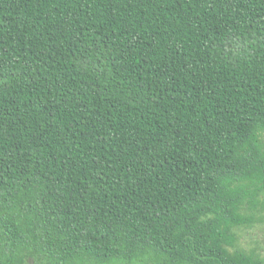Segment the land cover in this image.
I'll return each instance as SVG.
<instances>
[{
    "label": "trees",
    "instance_id": "16d2710c",
    "mask_svg": "<svg viewBox=\"0 0 264 264\" xmlns=\"http://www.w3.org/2000/svg\"><path fill=\"white\" fill-rule=\"evenodd\" d=\"M264 0H0V264H264Z\"/></svg>",
    "mask_w": 264,
    "mask_h": 264
},
{
    "label": "rangeland",
    "instance_id": "374dc122",
    "mask_svg": "<svg viewBox=\"0 0 264 264\" xmlns=\"http://www.w3.org/2000/svg\"><path fill=\"white\" fill-rule=\"evenodd\" d=\"M241 242L245 247L257 244L264 255V223L241 232ZM30 264H35L33 259H28Z\"/></svg>",
    "mask_w": 264,
    "mask_h": 264
}]
</instances>
